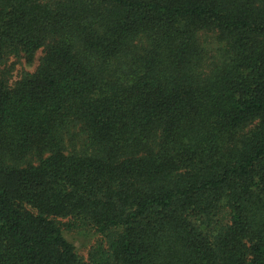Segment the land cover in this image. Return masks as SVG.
<instances>
[{
  "label": "trees",
  "instance_id": "16d2710c",
  "mask_svg": "<svg viewBox=\"0 0 264 264\" xmlns=\"http://www.w3.org/2000/svg\"><path fill=\"white\" fill-rule=\"evenodd\" d=\"M0 264H264V0H0Z\"/></svg>",
  "mask_w": 264,
  "mask_h": 264
},
{
  "label": "rangeland",
  "instance_id": "374dc122",
  "mask_svg": "<svg viewBox=\"0 0 264 264\" xmlns=\"http://www.w3.org/2000/svg\"><path fill=\"white\" fill-rule=\"evenodd\" d=\"M40 56V55H39ZM39 56L32 62H28L24 59L16 60L13 68V81L18 80L24 71L33 72L38 66ZM68 239L75 244L78 253L85 257L87 255V244L89 239L79 234L66 233Z\"/></svg>",
  "mask_w": 264,
  "mask_h": 264
}]
</instances>
